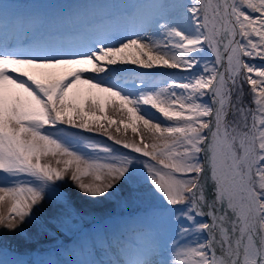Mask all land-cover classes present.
<instances>
[{"label":"snow or ice","instance_id":"6c2138e0","mask_svg":"<svg viewBox=\"0 0 264 264\" xmlns=\"http://www.w3.org/2000/svg\"><path fill=\"white\" fill-rule=\"evenodd\" d=\"M152 7L82 48L0 45V250L82 217V200L147 198L170 233L162 264H264V0Z\"/></svg>","mask_w":264,"mask_h":264},{"label":"rangeland","instance_id":"374dc122","mask_svg":"<svg viewBox=\"0 0 264 264\" xmlns=\"http://www.w3.org/2000/svg\"><path fill=\"white\" fill-rule=\"evenodd\" d=\"M53 1L28 0L27 4L21 5L17 9L28 11L34 7L47 8ZM121 1L122 4L115 2L113 8L117 9L125 3L131 5L134 0ZM119 66L121 65L118 63L113 67ZM132 66L134 65H128L130 69L139 72L155 73L157 71L156 69H137ZM163 71L175 73L178 70L165 68ZM84 78H90V74L86 73ZM121 78L127 79L128 75L125 73ZM152 79L154 82H159L168 79V76L154 75ZM78 89L83 92L88 89V85H78ZM105 112L113 119H127L125 110L114 112L111 105H106ZM138 125L142 126V122H138ZM116 127H120L119 133L116 132ZM110 130L118 138L139 139L138 135L134 136L131 128L125 131L122 124L113 125ZM86 135L106 143H113L99 134L86 133ZM145 135L147 136V133ZM116 147L120 148L118 145ZM122 195L126 196L127 191ZM9 206L10 204L6 200L3 205H0V210L6 213ZM78 207L83 216L74 217L59 226L58 230L53 227L46 234L38 235L35 228H30L28 230L30 239L13 240L11 237H5L6 245L0 250V264H56L59 260L68 264H89L92 259L97 260L96 264H99L102 263V259H106L110 255L108 247L114 237L118 240L123 239L127 243L126 247L123 244L120 248L123 249V254L125 253L126 256L135 257L132 262L140 258L152 260L154 264H162L167 259L165 242L170 233L165 219L156 215L157 203L151 199L124 202L120 197H114L111 200H101L96 203L82 200ZM93 244H95V248L91 247ZM77 246H83L87 250V257H83L84 254L75 250ZM158 257L159 262L157 261Z\"/></svg>","mask_w":264,"mask_h":264},{"label":"bare ground","instance_id":"6f19581e","mask_svg":"<svg viewBox=\"0 0 264 264\" xmlns=\"http://www.w3.org/2000/svg\"><path fill=\"white\" fill-rule=\"evenodd\" d=\"M156 2V0H146L145 4H142L140 2L137 7L133 10H126L119 13H116L115 15L107 16L102 18L101 16H94L93 20L89 23L88 26H91L93 24H96V27L94 28V31H97L98 29H105V32L107 34H111L115 29V35H128L132 31H139V28L143 26L144 22L148 20V18L151 17L154 9L152 5ZM143 6V12H144V22L140 24H135L136 17L141 13ZM121 28V29H120ZM117 30V31H116ZM49 32V31H48ZM83 32V31H81ZM86 34H89L88 28L85 30ZM71 33H67V35H70ZM79 36L75 35L72 38V42L74 45L78 44L80 40L84 42L85 44H82L81 46H87L91 44L93 41L105 38V36L96 34L93 38H90L87 40L84 33L78 34ZM60 36H66V35H60ZM33 47L39 46L38 44L34 43L32 44ZM51 50H60L65 49L63 47H58L52 45ZM137 68V66H132V68ZM124 76V74H122ZM128 79V78H127ZM87 89L83 91V93H86ZM114 251L116 254H119V247L116 245L114 248Z\"/></svg>","mask_w":264,"mask_h":264}]
</instances>
